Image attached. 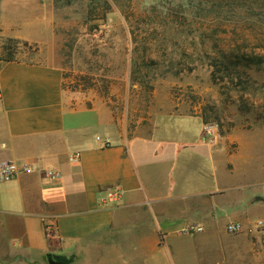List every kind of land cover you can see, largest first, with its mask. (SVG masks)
<instances>
[{
  "label": "crops",
  "instance_id": "1",
  "mask_svg": "<svg viewBox=\"0 0 264 264\" xmlns=\"http://www.w3.org/2000/svg\"><path fill=\"white\" fill-rule=\"evenodd\" d=\"M46 7L0 0V39L49 46L41 26L6 21L44 11L53 36ZM153 98L149 124L129 137L107 104L74 101L59 67L0 61V162L36 169L0 182V264H264L255 228L264 221V133L233 131L211 146L201 141L203 117L167 90ZM229 223L245 230L229 233Z\"/></svg>",
  "mask_w": 264,
  "mask_h": 264
},
{
  "label": "rangeland",
  "instance_id": "2",
  "mask_svg": "<svg viewBox=\"0 0 264 264\" xmlns=\"http://www.w3.org/2000/svg\"><path fill=\"white\" fill-rule=\"evenodd\" d=\"M45 3L53 36L44 11L7 18L41 26L49 45L20 44L16 59L59 67L74 101L107 104L127 136L149 124L156 89L215 125L225 143L233 131L264 133V0Z\"/></svg>",
  "mask_w": 264,
  "mask_h": 264
},
{
  "label": "built area",
  "instance_id": "3",
  "mask_svg": "<svg viewBox=\"0 0 264 264\" xmlns=\"http://www.w3.org/2000/svg\"><path fill=\"white\" fill-rule=\"evenodd\" d=\"M201 141L211 146H220L223 143L222 136L220 135L218 128L215 125L209 123L204 125ZM80 159H81L80 153H74L69 156V162L71 164L79 163ZM35 171H36L35 167L30 164L20 165L12 161L0 162V182H8L15 179L20 174H31ZM39 172L44 178H49V179L61 178V174L59 172L51 169H41ZM112 196L116 199L119 198L120 190L116 188L113 191ZM255 228L264 230V221H258L255 224ZM244 230H245L244 226L241 223H229L227 225V231L229 233L237 234L243 232ZM203 231L204 228L198 225H189L185 230V232L187 233H200ZM45 232L48 237H51L53 234V227L46 226Z\"/></svg>",
  "mask_w": 264,
  "mask_h": 264
},
{
  "label": "trees",
  "instance_id": "4",
  "mask_svg": "<svg viewBox=\"0 0 264 264\" xmlns=\"http://www.w3.org/2000/svg\"><path fill=\"white\" fill-rule=\"evenodd\" d=\"M20 44L24 46L29 45L27 42H21L19 40L12 39V38H1L0 39V61H3V62L20 61V60H17L15 57V54H16L15 51L17 49V46ZM12 45L14 46L12 47ZM1 50L3 51V53ZM214 75L215 74L213 72V77ZM64 78L65 76H63V80ZM63 88H65L64 84H63ZM203 120L205 124L209 123L205 118H203Z\"/></svg>",
  "mask_w": 264,
  "mask_h": 264
},
{
  "label": "water",
  "instance_id": "5",
  "mask_svg": "<svg viewBox=\"0 0 264 264\" xmlns=\"http://www.w3.org/2000/svg\"><path fill=\"white\" fill-rule=\"evenodd\" d=\"M49 264H62V263L57 258H51L49 260Z\"/></svg>",
  "mask_w": 264,
  "mask_h": 264
}]
</instances>
